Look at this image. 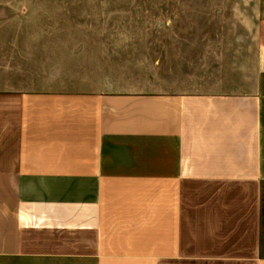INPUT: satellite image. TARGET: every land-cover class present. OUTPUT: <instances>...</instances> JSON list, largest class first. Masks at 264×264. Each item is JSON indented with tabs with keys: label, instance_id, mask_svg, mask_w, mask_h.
I'll return each mask as SVG.
<instances>
[{
	"label": "crops",
	"instance_id": "crops-1",
	"mask_svg": "<svg viewBox=\"0 0 264 264\" xmlns=\"http://www.w3.org/2000/svg\"><path fill=\"white\" fill-rule=\"evenodd\" d=\"M256 41L244 83L190 91L0 62V264H264V20Z\"/></svg>",
	"mask_w": 264,
	"mask_h": 264
},
{
	"label": "rangeland",
	"instance_id": "rangeland-1",
	"mask_svg": "<svg viewBox=\"0 0 264 264\" xmlns=\"http://www.w3.org/2000/svg\"><path fill=\"white\" fill-rule=\"evenodd\" d=\"M263 20L264 0H0V62L27 66L7 78L29 88L241 84Z\"/></svg>",
	"mask_w": 264,
	"mask_h": 264
}]
</instances>
